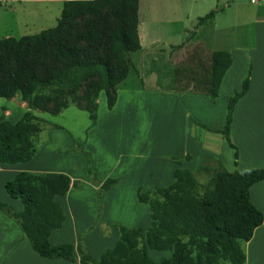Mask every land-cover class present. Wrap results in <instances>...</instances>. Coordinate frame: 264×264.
<instances>
[{
  "label": "trees",
  "instance_id": "1",
  "mask_svg": "<svg viewBox=\"0 0 264 264\" xmlns=\"http://www.w3.org/2000/svg\"><path fill=\"white\" fill-rule=\"evenodd\" d=\"M138 2L66 0L53 27L18 39H0V98L17 97L27 108L14 123L4 118V109L0 108V164L25 163L34 157L33 139L46 122L31 114V110L54 117L73 106L87 114L89 128L95 122L100 92L106 108L113 106L115 90L129 69L134 68L128 54L139 48ZM215 12L210 10L198 18L197 25L210 22ZM230 63L227 51H212L206 76H193L197 89L189 93L206 95L213 102ZM248 77L249 71L240 90L228 98L222 124L195 123L207 132L221 135L234 150V164L237 155L228 128L235 103L246 93ZM73 152L83 157L87 182L96 188L98 216L103 194L117 180L107 178L99 183L94 163L83 145L72 142L71 149L63 154ZM189 158L185 154L184 159ZM205 160H201L198 171L204 170ZM170 161L178 164L174 157ZM214 163L217 169H207L210 179L205 185L197 182L189 170L175 168L169 185L151 191L137 187V202L148 208V227L142 230L115 224L117 239L97 260L90 257L82 243V235L91 227L78 234L73 244L51 246L48 242L50 233L64 221L63 210L54 198L79 185L64 174H16L4 183L3 189L22 208L15 212L0 201V213L17 225L30 250L45 259L76 264H244V243L256 227L264 225L262 214L248 199L249 187L264 180V168L230 173L218 161ZM147 249L167 251L170 255L152 262Z\"/></svg>",
  "mask_w": 264,
  "mask_h": 264
},
{
  "label": "crops",
  "instance_id": "2",
  "mask_svg": "<svg viewBox=\"0 0 264 264\" xmlns=\"http://www.w3.org/2000/svg\"><path fill=\"white\" fill-rule=\"evenodd\" d=\"M12 1L13 0H5L7 3ZM150 1L151 0H149L148 4L150 22L158 24L166 23L174 26L179 24L177 28L182 29L180 31V36H185L184 40L178 45L173 46L175 49L179 48L178 51L180 53L192 55L196 49L198 52L199 49L207 48L206 53L210 57L212 51L225 50L229 53L231 63L221 78L217 90V97L213 102H209L208 97L203 94L174 93L176 92L174 90L157 91L147 89L144 91V86H137L131 90H115V102L110 109L106 108V111L111 113V115H106L108 118L107 120L113 121L115 118L114 113L119 107V99L121 97L132 99L130 98V94L132 97L142 95L156 100H166L178 111L182 127L181 142H179L178 139L167 141V145H164V148L167 147L166 152L162 155L156 150H152L149 142H145V148L140 149V152H113L109 149L106 150L104 148L105 143L103 138L113 125L110 122L99 119L98 106L96 107L94 124L89 128V120L84 124L85 134L82 144L83 148L91 154V158L96 167L95 176L97 181L101 183L107 178L117 180L102 196L99 224L91 229L83 238V245L90 257L94 260H97L104 250L112 247L115 243L117 239L114 230L115 224L128 228L140 227L142 230L148 227V208L145 204L137 202L135 197V190L137 187H141L145 191H151L156 187H165L173 181L171 174L175 168L187 169L190 172H194L198 170L203 158L213 160L214 162L218 161L221 167L230 173L234 171L242 173L250 169L264 168V126L261 129V134L259 133L258 135L260 137V139L257 140L258 146H251V140L256 141V139L247 135L248 131L252 130L258 120H263L260 122H263L264 125V118H256V109L258 107H264V40L261 48L259 46H251L250 48L238 45L226 46L221 49L212 48L210 39L208 37L203 38L201 34L198 33L200 30L199 28L207 27L213 30L216 24H219L217 22L223 23L224 18L220 17V13L224 12L223 5L220 7L216 6V8L214 7L216 12L210 22L197 25V19L205 15V9L211 7L210 5L206 6V1H203L202 4H198L201 0L189 1V3L183 7L178 5L155 7ZM197 11H200L199 13L203 11L204 14L199 16L201 14L198 15L196 13ZM15 12L16 9L13 6L4 4L3 7L0 6V19H4L5 16L10 18V14ZM155 13L158 17L154 16ZM36 16H41V13L38 12ZM260 19H262V17H260ZM252 21V25L256 27L257 21ZM193 24L196 25V28L191 33L186 25L192 26ZM136 33L139 48L135 52L141 49V35L138 32V21ZM195 34H198V36H195ZM248 70L250 74L246 93L235 103L228 128L229 140L235 147L237 155L236 164H234V150L228 147L221 135L207 132L199 128L195 123L214 125L213 122H217L221 124L224 121L225 112L222 108L221 114L216 117L214 116V108L218 107L221 101L227 104L228 98L231 97L234 92L240 90L241 82ZM0 100L5 99L0 98ZM10 100H12V98L8 99V101ZM196 103L198 105H196ZM20 104L25 106L21 101ZM1 107L4 109L3 115L6 119L10 113L9 109L3 102L0 103V108ZM198 107L202 110L199 111L197 109ZM26 110L27 108L24 111ZM67 110H73L72 112L75 113L81 111L69 106L59 114ZM24 111H20L17 117L14 118L15 120H11L10 122L14 123ZM30 112H32V110ZM37 113L40 115H36V117L48 122L46 121L49 119L48 115ZM85 115L87 116L86 113ZM44 116L47 119H45ZM44 148L45 147H42V150ZM39 153L36 152L34 157L25 163L12 165L0 164V201L9 205L15 212L21 210L22 207L20 202L9 198L3 189L4 183L11 180L20 172L61 173L66 175L71 182L78 181L79 185L77 188H69L65 195L56 196L54 198L63 210L64 221L61 227L52 231L48 237V242L51 246L73 244L78 232L89 228L93 223L97 209L95 200L96 188L87 183L86 176L78 180L70 170L69 172L51 165L48 162L47 156H41L47 163H44L43 160H37V162L34 163L36 160H34V158ZM52 153L49 154L50 157L54 156V152ZM185 154L189 155V160L184 159ZM132 156L134 161L130 160ZM171 157L176 158L178 164L171 163ZM255 185L257 189L253 196H251V190ZM83 191L85 194L82 193ZM125 192L129 193L128 203L131 206V210L124 212V210L130 209V207L121 206L126 204L127 199L123 197ZM248 199L264 218V180L249 187ZM104 224L105 228L108 229L106 235L111 238L108 248L102 246L106 239L102 232ZM243 251L245 258L244 264H264V225L258 226L253 230L251 238L244 243ZM156 262H158V260ZM0 264L76 263L61 259H45L37 256L30 250L28 242L22 238L17 225L0 213Z\"/></svg>",
  "mask_w": 264,
  "mask_h": 264
},
{
  "label": "rangeland",
  "instance_id": "3",
  "mask_svg": "<svg viewBox=\"0 0 264 264\" xmlns=\"http://www.w3.org/2000/svg\"><path fill=\"white\" fill-rule=\"evenodd\" d=\"M63 1L66 0H13L8 3L5 2V0H0L1 7H3L4 4H8L16 9L15 13L10 14V18L5 16V20L0 19V39L5 37L17 39L21 36L36 34L41 30L53 27L57 18H59L61 3ZM189 1L194 0H151L150 3L155 7H164L166 5H178L183 7L188 4ZM203 1H206V6H211L205 9V14L215 9L216 6H224V12L220 13V17L224 18L223 23L217 22L219 24H216L213 30L207 27L199 28L200 30L198 33H200L203 38L208 37L210 39L212 48L221 49L233 45L250 48L251 46H259L260 48L263 46L264 3L254 4L248 0H201L198 4H202ZM148 4L149 0H140L139 2L137 21L138 32L141 35V49L135 53L128 54L134 68L129 69L126 79L117 89L131 90L137 86H144V91L149 89L157 91L174 90L176 91L174 93L194 92L197 88L194 86L192 77L195 75H202L205 77L208 71L209 56L206 53L207 48L199 49L198 52L196 49L192 55L180 53L178 51L179 48L175 49V47H173L183 41L185 37L180 36V31L182 29L177 28L179 24L174 26L166 23L158 24L150 22ZM38 12L41 13V16H36ZM199 12L200 11L196 12L198 15L201 14L199 16L204 14L203 11L202 13ZM154 16L158 17L156 13ZM260 17H262V19H260ZM252 20L257 21L256 27L252 25ZM186 27H188L192 33L196 25H186ZM195 36H198V34H195ZM177 70L181 72L178 73ZM130 98L132 99L122 97L119 99V107L114 113L115 118L112 121L107 120V116L111 115V113L106 111L104 94L101 92L98 95L96 104L98 106L99 119L110 122L113 125L103 138L105 143L104 148L106 150L109 149L113 152H140V149L145 148V142H149L152 150H156L162 155L166 152L167 147L164 148V145H167V141L178 139L179 142H181L182 127L180 115L170 102L166 100H156L142 95L132 97L130 94ZM1 102L5 103V106L9 109L10 113L6 117V120L9 122L15 120L14 118L17 117L18 113L26 109L24 105L20 104V101L16 97H13L10 101L0 100V103ZM196 105L198 104L196 103ZM225 106L226 102L223 103L221 101L219 106L214 108V116L218 117L222 112V108L225 112ZM197 109L199 111L202 110L200 107ZM256 110V118H264V107H258ZM72 111L73 110H67L54 117L48 115L49 119L44 116L48 122L42 125L41 131L33 139V143L37 150L36 152H40L34 158V160L36 159L34 163H36L37 160H43L44 163H47L44 158H41V156H47L48 162L51 165L67 171L70 170L71 173L80 180L85 176L87 178L83 157L78 152H73L68 155H64L63 152L71 149L72 142L82 144L85 134L84 124L88 119L84 112L79 111L75 113ZM31 113L35 116L40 115L35 111ZM260 121L263 120H258L252 130L247 133V135L256 139V141L251 140V146H258L257 140L260 139L258 135L259 133L261 134V129L264 126L263 122ZM213 123L214 125H220V123L217 122ZM49 125H57L60 129H52ZM42 147L45 148L42 150ZM52 152H54V156L50 157L49 154ZM130 160L134 161L133 156ZM210 167L217 169L213 160H205L204 170L192 172L197 182L202 185L207 183L210 179V174L207 169ZM256 189L257 186L255 185L251 190V196H253ZM82 193L85 194L84 191ZM128 194L127 192L124 193L123 197L127 200L126 204L121 206L130 207V209H126L124 212L131 210V206L128 203ZM99 218L100 212L97 216L96 209L95 218L92 225H90L91 229L99 224ZM85 230L78 232V234H81ZM102 230L106 238L102 246L108 248L111 238L106 235L108 229L105 228V224ZM89 231L84 234L82 233V243L84 236ZM147 254L151 261L156 262L160 258H167L169 252L147 250Z\"/></svg>",
  "mask_w": 264,
  "mask_h": 264
},
{
  "label": "built area",
  "instance_id": "4",
  "mask_svg": "<svg viewBox=\"0 0 264 264\" xmlns=\"http://www.w3.org/2000/svg\"><path fill=\"white\" fill-rule=\"evenodd\" d=\"M251 3H264V0H249Z\"/></svg>",
  "mask_w": 264,
  "mask_h": 264
}]
</instances>
